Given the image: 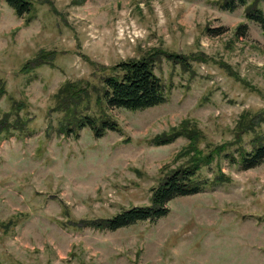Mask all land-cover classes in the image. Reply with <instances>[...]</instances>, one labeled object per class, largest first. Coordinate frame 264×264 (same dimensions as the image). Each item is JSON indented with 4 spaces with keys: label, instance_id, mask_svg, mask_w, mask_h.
Here are the masks:
<instances>
[{
    "label": "rangeland",
    "instance_id": "rangeland-1",
    "mask_svg": "<svg viewBox=\"0 0 264 264\" xmlns=\"http://www.w3.org/2000/svg\"><path fill=\"white\" fill-rule=\"evenodd\" d=\"M27 1L20 17L0 0V264H264V163L220 158L264 134V34L246 18L256 0L233 11L225 0ZM145 57L168 101L109 108L104 77ZM66 83L81 103L61 104ZM75 111L119 131L68 136ZM246 111L256 119L242 130ZM210 154L200 177L226 181L173 200L166 217L89 226L151 205L171 171Z\"/></svg>",
    "mask_w": 264,
    "mask_h": 264
},
{
    "label": "trees",
    "instance_id": "trees-1",
    "mask_svg": "<svg viewBox=\"0 0 264 264\" xmlns=\"http://www.w3.org/2000/svg\"><path fill=\"white\" fill-rule=\"evenodd\" d=\"M258 1L256 0L247 7L246 18L248 21L258 24L264 34V11L258 6ZM7 3L20 17L30 14L32 11V4L27 0H7ZM247 4V0H225L222 8L233 11L239 7H245ZM247 28V24L240 25L237 28V35H246ZM170 58L176 62L179 60L178 56L171 55ZM112 70L110 75L104 77L102 91V99L109 108L140 111L163 105L168 101L166 85L155 73V61L152 58L145 57L138 60L123 61L112 67ZM69 84L66 83L60 90L62 93H66L61 104L70 103L74 106L82 102L76 98L81 92L80 90L74 92L73 88L69 92L66 91L71 87ZM74 86L76 87V85ZM84 96L89 98L88 91L84 93ZM77 112H74L76 114L73 116L74 119L68 120L67 125L64 126L68 136L75 134L78 137L80 131L85 128L91 129L96 138L103 137L106 131H119L116 121L97 118L88 115L86 112H79V114ZM248 115L250 117L246 119ZM255 119L254 115L251 116L246 111L241 116V129L247 128L248 122L255 121ZM263 120L261 117L260 122ZM177 136L180 135H171L164 140L156 139L158 140L156 141L157 145L170 144L176 140ZM189 141L193 142L194 139H189ZM249 147V149L245 147L240 150L235 149L233 153L226 150L220 158L227 159L230 164L237 165L244 170L257 168L264 163V134H257L250 141ZM236 152L238 153L236 154ZM218 156L220 155H206L201 157L203 159H196L189 166L171 171L158 187L152 189L151 205L132 207L111 218L92 221L88 223L89 226L99 230L117 231L140 222L157 221L166 217L170 213L168 205L173 200L203 192L215 180L217 182L226 181L221 177H217L213 181H210L209 178L200 177L202 168L211 166Z\"/></svg>",
    "mask_w": 264,
    "mask_h": 264
}]
</instances>
